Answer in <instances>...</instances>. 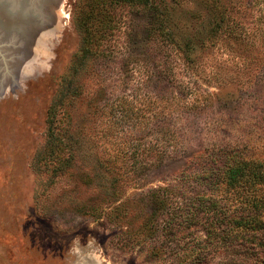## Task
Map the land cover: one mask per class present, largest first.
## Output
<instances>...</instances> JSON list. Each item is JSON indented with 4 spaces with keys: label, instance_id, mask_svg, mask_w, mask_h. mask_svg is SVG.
Listing matches in <instances>:
<instances>
[{
    "label": "rangeland",
    "instance_id": "obj_1",
    "mask_svg": "<svg viewBox=\"0 0 264 264\" xmlns=\"http://www.w3.org/2000/svg\"><path fill=\"white\" fill-rule=\"evenodd\" d=\"M84 1L9 0L31 18L0 35V264H259L264 235L228 227L251 210L218 186L230 159L264 163V0L109 5L72 71ZM155 190L170 210L150 234Z\"/></svg>",
    "mask_w": 264,
    "mask_h": 264
},
{
    "label": "trees",
    "instance_id": "obj_2",
    "mask_svg": "<svg viewBox=\"0 0 264 264\" xmlns=\"http://www.w3.org/2000/svg\"><path fill=\"white\" fill-rule=\"evenodd\" d=\"M149 3L150 0H85L84 4L87 9H81L74 22L80 35V46L70 67L71 70L76 71L87 61H92L93 58H96L95 55L99 52L101 41L106 34H109L111 27H113L112 16L109 13V5L122 7L134 4L148 5ZM60 105V102L58 104L57 102H53L47 111L49 146H51V155L53 156L56 153L54 158L59 163L58 169H61V166H66L69 161L59 156L60 154L58 152H60L59 146L61 140L56 137L55 129L53 128L57 108ZM219 173L221 174V180L219 181L218 187L223 186L228 191L240 194L248 210H251L250 213L244 216H230L229 229L236 228L243 235H250L255 239L257 237L256 234L261 233L264 235V191H262L264 188V163L252 159L234 158L225 162L222 168L219 169ZM155 192H157V195L153 194V198L155 199L151 203V212L145 221V225H148L149 228L148 233L150 234L158 231L157 227L155 228L156 221L163 220V217H166L168 210H170L168 196L164 195L163 192H161L162 194L156 190ZM209 199L212 198H206L205 196L201 204L209 201ZM213 202H208V205L213 206ZM212 212L214 214L218 211H216V208H213ZM220 213L224 212L220 210ZM207 215L208 211H202L199 221L205 223V216ZM262 241L263 239L260 238L259 243L264 246ZM259 264H264V256Z\"/></svg>",
    "mask_w": 264,
    "mask_h": 264
},
{
    "label": "bare ground",
    "instance_id": "obj_3",
    "mask_svg": "<svg viewBox=\"0 0 264 264\" xmlns=\"http://www.w3.org/2000/svg\"><path fill=\"white\" fill-rule=\"evenodd\" d=\"M43 1V3H45V4H47L48 2H47V0H42ZM14 6V7H13ZM21 10H23L22 8H17L16 9V4H14V5H11V2L9 3V0L7 1V0H0V35L2 36V37H4V38H7V37H12V35H13V37L15 38L16 37V35L18 36L19 34H17L16 32H14V31H12L11 30V28H20L21 26L24 28V26H23V24H21L20 22H21V20H26L27 22H29L30 23V16L27 14V13H23ZM34 12V11H33ZM40 12H41V14H40V16H39V21H46V20H48V15L49 14H47L46 13V15H44L45 14V12L44 11H42V10H40ZM34 14V13H33ZM46 16V18L44 19V17ZM38 17V16H37ZM36 18V17H35ZM34 18V19H35ZM5 19V20H4ZM33 19V20H34ZM4 20V21H3ZM33 20H31V24L33 23L32 21ZM51 20V19H50ZM28 23V24H29ZM30 24V25H31ZM34 24V23H33ZM33 24L31 25V26H33ZM39 24V23H38ZM26 26H29V25H26ZM37 26V25H36ZM22 28V29H23ZM42 28V30H44L43 28H44V26L43 27H40V28H38V29H35V32H34V34H37L38 32H39V30ZM28 29V28H27ZM29 29H32V28H30L29 27ZM13 30H15V29H13ZM24 30V29H23ZM41 30V31H42ZM17 31V30H16ZM33 34V33H32ZM31 34V32H29V31H27V36H30V35H32ZM20 36V35H19ZM39 36V35H38ZM14 38H10V41H12V39H14ZM37 39V38H36ZM36 39H34V41L36 40ZM17 41H19V42H21V40H22V42H24L25 41V39H16ZM3 42V43H2ZM2 42H0L1 44H4V43H6V45L8 44H10V42H8V41H2ZM21 42V43H22ZM2 52V51H1ZM0 52V53H1ZM5 52V51H4ZM3 53V52H2ZM5 55V54H4Z\"/></svg>",
    "mask_w": 264,
    "mask_h": 264
}]
</instances>
